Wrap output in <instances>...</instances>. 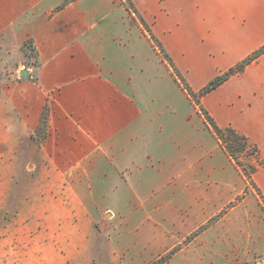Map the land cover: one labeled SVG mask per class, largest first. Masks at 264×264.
<instances>
[{
  "label": "crops",
  "instance_id": "1",
  "mask_svg": "<svg viewBox=\"0 0 264 264\" xmlns=\"http://www.w3.org/2000/svg\"><path fill=\"white\" fill-rule=\"evenodd\" d=\"M131 1L189 81L210 80L264 42V0ZM133 14L125 0H0V149L15 163L27 146L31 249L48 264L93 255V234L108 264H146L134 258L152 254L142 226L163 220L155 209L164 202L178 217L174 192L212 170L211 131L179 103ZM27 39L39 62L33 79ZM203 108L264 161V53L205 94ZM254 180L264 194V163Z\"/></svg>",
  "mask_w": 264,
  "mask_h": 264
},
{
  "label": "rangeland",
  "instance_id": "2",
  "mask_svg": "<svg viewBox=\"0 0 264 264\" xmlns=\"http://www.w3.org/2000/svg\"><path fill=\"white\" fill-rule=\"evenodd\" d=\"M125 4L135 8L131 0H125ZM132 12L138 22V10ZM261 23L264 24V17ZM150 32L147 31L149 38ZM25 49L23 63L35 75L39 63H33L30 50ZM155 49L161 57L156 45ZM164 66L165 80L170 73L175 81L173 88L179 89V103L187 104L189 114L195 112V118L203 119L212 133L213 165L210 174L197 176L194 184L174 192L171 205L179 206L178 217L171 207L165 206L167 202L155 209L157 217L166 221L158 219V223L143 225L141 231L149 237L152 254L134 258L147 259L146 264H264V194L254 180L264 161L257 145L248 140L247 148L240 153V165L229 154L225 158L220 150L225 147L203 113V96L189 95L165 59ZM181 74L191 88V84L199 85L196 90L192 88L194 91L207 82L189 81ZM17 151L20 158L13 163L0 149V264H48L44 256L31 249L34 225L29 223L27 203L33 194L25 170L27 146L22 144ZM92 238L93 255L76 257L68 264H108L103 241L97 234Z\"/></svg>",
  "mask_w": 264,
  "mask_h": 264
},
{
  "label": "trees",
  "instance_id": "3",
  "mask_svg": "<svg viewBox=\"0 0 264 264\" xmlns=\"http://www.w3.org/2000/svg\"><path fill=\"white\" fill-rule=\"evenodd\" d=\"M68 1L70 0H66V2ZM63 5L64 3L61 6ZM130 8L132 11L136 13V9L132 7V5L130 6ZM139 19L141 23L143 24V26L145 27V29L150 32V28L148 24L143 20V18L139 16ZM150 37L152 41L155 43V45L159 48V51L162 57L170 64L175 75L182 81L184 88L187 90L188 94L191 96L200 97V96H204L205 94L211 92L212 90L216 89L218 86L223 84L225 81H227L233 74L242 72L247 64L257 60L264 53V44H263L258 49L251 52L241 62H239L233 67H230L226 71L220 74H217L216 76L208 80L198 91H194L186 83L180 70L175 65V63L173 62V60L171 59L170 55L167 53V51L165 50L161 42L155 37V35L152 32H150ZM24 49L26 50V52H27V49L30 50L31 53L29 52V55L33 57V63L38 64L39 62H38L36 50L33 45L32 39H27L25 41ZM202 110L206 117V120L209 122L214 132L216 133L218 138L223 143L227 153L235 160L237 164L240 165L241 163L240 153L245 151V149L247 148L248 139L244 135L237 132L232 127H229V126L220 127L204 108H202ZM47 118H48V107L45 105L41 113L40 123L32 134L33 138H35L37 141H41L47 134ZM253 172H255V168H253L252 173Z\"/></svg>",
  "mask_w": 264,
  "mask_h": 264
},
{
  "label": "water",
  "instance_id": "4",
  "mask_svg": "<svg viewBox=\"0 0 264 264\" xmlns=\"http://www.w3.org/2000/svg\"><path fill=\"white\" fill-rule=\"evenodd\" d=\"M27 75H28V73H27V70L26 69H24V70L21 71V76L22 77L27 78Z\"/></svg>",
  "mask_w": 264,
  "mask_h": 264
},
{
  "label": "built area",
  "instance_id": "5",
  "mask_svg": "<svg viewBox=\"0 0 264 264\" xmlns=\"http://www.w3.org/2000/svg\"><path fill=\"white\" fill-rule=\"evenodd\" d=\"M30 78H32V79H33V78H34V74H30Z\"/></svg>",
  "mask_w": 264,
  "mask_h": 264
}]
</instances>
